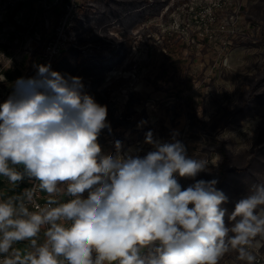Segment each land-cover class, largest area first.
<instances>
[{"label": "clouds", "instance_id": "clouds-1", "mask_svg": "<svg viewBox=\"0 0 264 264\" xmlns=\"http://www.w3.org/2000/svg\"><path fill=\"white\" fill-rule=\"evenodd\" d=\"M35 67L0 103V177L33 184L0 198V264H220L230 252L256 264L264 182L229 212L218 178L197 179L209 172L207 160L189 157L175 135L146 132L143 155L123 151L118 139L104 153L107 106L84 92L82 77ZM37 190L47 199L30 210Z\"/></svg>", "mask_w": 264, "mask_h": 264}, {"label": "rangeland", "instance_id": "rangeland-1", "mask_svg": "<svg viewBox=\"0 0 264 264\" xmlns=\"http://www.w3.org/2000/svg\"><path fill=\"white\" fill-rule=\"evenodd\" d=\"M85 1L78 0L75 18ZM213 2L168 0L159 13L136 26L133 35L109 29L112 36L126 40L127 53L106 74L100 89L112 84L109 100L117 113L129 116L114 137L103 134L98 142L104 153H114L118 139L123 151L133 148L143 155L151 150L144 143L146 132L164 141L175 135L189 157L207 160L209 172L197 179L217 178L213 168L222 163L229 169L221 190L229 197L223 207L231 212L252 185L264 182V0H226L215 12L216 22L206 27L203 11ZM56 3L0 0V75L6 77L0 81V103L14 91L18 78H28L65 13L63 4ZM222 26L234 33L222 32ZM105 42L114 47L109 38ZM83 53L109 55L108 49L90 45ZM141 121L145 123L138 127ZM189 181L179 180L185 187ZM220 264L244 262L230 252Z\"/></svg>", "mask_w": 264, "mask_h": 264}, {"label": "trees", "instance_id": "trees-1", "mask_svg": "<svg viewBox=\"0 0 264 264\" xmlns=\"http://www.w3.org/2000/svg\"><path fill=\"white\" fill-rule=\"evenodd\" d=\"M67 1L61 0L63 7H65ZM167 1L86 0L78 6L73 26L67 31L71 39L70 45L55 58L51 70L82 77L84 89L87 88L86 93L94 96L98 103L107 106V120L110 122L111 132L108 129H104L100 135L101 137L103 134L114 137L116 129L125 123L124 117L129 116L117 113V109L109 100L108 90L112 88V84L106 86L104 89H100L105 83L106 74L112 71L114 67L120 65L127 53L126 40L112 36L109 29L118 27L127 35H133V29L145 22L148 16L159 13L165 5H168ZM17 27L21 29V27ZM140 32L146 37L147 33L144 29ZM108 38L110 44H113L114 47L106 44L105 39ZM86 45H90L92 48L108 49L109 55H85L83 47ZM7 77L12 79L10 74ZM10 94L11 92L7 93V95ZM131 125L130 123L125 127H131ZM102 139L101 141H103ZM213 169L218 175L219 183L217 187L221 189L229 169L224 166V163L220 164L218 169ZM191 182L189 181L188 183ZM2 186L3 181L0 179V189ZM26 186L25 182L18 184V186L14 187L13 191L7 192L6 198L22 193Z\"/></svg>", "mask_w": 264, "mask_h": 264}, {"label": "built area", "instance_id": "built-area-1", "mask_svg": "<svg viewBox=\"0 0 264 264\" xmlns=\"http://www.w3.org/2000/svg\"><path fill=\"white\" fill-rule=\"evenodd\" d=\"M56 1L58 4L61 3V0H56ZM207 1L210 2V0H202L203 3ZM213 1H214L213 4L210 6H206V8L203 11L205 13L204 17L207 19L206 21L207 23L205 24L206 27L216 22V14H215L216 10L222 9L224 5H226L225 4L226 0H213ZM77 2L78 0L67 1L64 7L65 13L63 14V16L59 17V20L57 22V27L49 33L46 41L42 45V49L36 57L37 60H34L32 64L31 72L29 71L26 74L28 78L34 77L36 75L37 72V69L35 67L36 65L50 64L52 68L55 58L69 47L70 38L67 34L68 33L67 29L69 26H71L72 22L75 19V10H76L75 7ZM221 28H222L221 29L222 32H226L228 34L234 33V30H230L229 28H227V26H222ZM26 187L31 188L33 187V184L28 182ZM45 201H46L45 194L37 190V192L35 193L33 204L29 205L30 210H34L35 204H39L43 206ZM256 264H264V250H261V253L258 255Z\"/></svg>", "mask_w": 264, "mask_h": 264}, {"label": "crops", "instance_id": "crops-1", "mask_svg": "<svg viewBox=\"0 0 264 264\" xmlns=\"http://www.w3.org/2000/svg\"><path fill=\"white\" fill-rule=\"evenodd\" d=\"M46 23H44V24H42L43 25V27H46V28H49V25H48V23L45 25ZM0 179L3 181V186H2V188L0 189V198H6V194H8L7 192H9L10 190H12L13 191V189H14V187L15 186H13V185H10L9 183H8V181L6 180V178H4V177H0ZM26 184H28V181L27 180H25L24 181ZM45 194V193H44ZM45 197H46V199H47V196H46V194H45ZM66 198V197H65ZM64 198V199H65ZM62 199H63V197H62ZM40 239H41V241L43 240V233H41V237H40ZM27 246V242H20V243H18L17 245H15V247H17V248H24V247H26Z\"/></svg>", "mask_w": 264, "mask_h": 264}]
</instances>
